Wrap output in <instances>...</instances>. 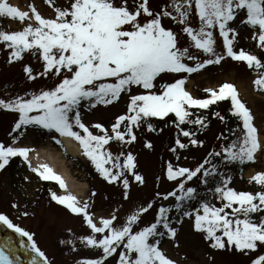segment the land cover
Segmentation results:
<instances>
[{
	"label": "snow or ice",
	"instance_id": "6c2138e0",
	"mask_svg": "<svg viewBox=\"0 0 264 264\" xmlns=\"http://www.w3.org/2000/svg\"><path fill=\"white\" fill-rule=\"evenodd\" d=\"M45 2L54 11L50 18H45L34 3H28L26 9H22L8 0H0V17L24 23L18 31L0 30V42L13 50L15 59H20L25 51L34 55L38 53L43 61V71L34 75L32 68L25 66L29 80H34L37 75L55 77L54 86L32 93L30 98L0 99V108L19 113L14 130L31 125L47 130L57 144H61L57 134L74 140L100 176L111 183L124 175V169L132 171L135 164L131 153L127 154L123 164L120 163L123 153L113 157L105 148L110 141L130 143L136 139L133 125L138 127L141 120L147 123L148 118H163L173 113L174 122L181 134L189 138L188 143L202 145L203 141L180 125L190 123L206 127L205 117L192 119L190 109H208L218 101L230 100L232 114L242 122L240 135L231 143L222 145L220 151L209 152L195 168H174L168 164L167 179L175 181L176 188L164 193L162 198L174 197L175 208L183 216L192 217L194 214V229L205 233V239L213 248L234 245L245 255L255 253L250 264H264V251H261L264 249V171L250 177V182L259 185L261 191H237L228 186L230 177H226L214 189H209L220 201L219 206L201 198L199 208L191 212L182 207L186 201L200 198L197 187L187 186L189 181L195 177L207 185L209 177L219 174V164H213L209 158H220L225 164L236 161L243 164L255 162L256 154L264 152V142L253 124V116L233 84L223 83L218 90L204 89L208 96L196 98L185 89L187 77L183 75L196 73L209 64H218L224 58L215 51L216 40L211 29L217 26L228 57L246 62L249 68L264 69V62L257 55L244 50L234 51L237 32L230 23L239 19L245 27L251 26L254 30L252 38L257 39L258 35V46L264 49V0H171L158 12L149 7V0H68L66 6H56L54 0ZM192 15L199 18L198 29L189 23ZM141 17L146 19L142 21ZM162 17H169L182 25L181 31L192 42L190 47L208 58L201 61L189 47H181L177 33L162 24ZM187 61L195 63L190 65ZM165 74H177L178 78L158 85V78L162 80ZM253 84L264 91V72L254 79ZM133 87L143 91L132 94ZM122 94L128 95L127 112L130 115L117 116L111 125V134L101 124H94L92 127L102 134H93L82 120V101L90 107L110 105L119 101ZM213 115L224 119L219 113ZM125 122L126 132H122L120 126ZM147 126L154 130L151 123ZM175 143L181 149L188 147L179 138ZM147 146L151 147L150 144ZM32 151L29 147L0 143V169L5 168L10 158L23 157L39 179L56 181L65 190L64 195L52 192V200L65 205L72 213L82 214L89 232L79 237L80 243L99 251L96 258L82 259L78 264H106L107 258L113 254L118 256L117 264H176L159 247V238L176 236L177 229L172 226L168 215L169 207L161 205L154 221L138 229H134V225H138L142 213L152 208V202L139 206L120 225L114 223L117 220L114 214L97 219L88 211V201H81L67 192L64 179L47 163L32 166L29 161ZM132 174L136 181L144 183L140 174ZM123 185L127 190V178ZM156 195L161 196L160 193ZM124 196L127 198V191ZM253 214H258L257 219H253ZM0 223L28 238L31 251L36 254L30 264H50L30 233L14 224L7 215L0 214ZM8 248L10 240L0 246V264H17L5 250Z\"/></svg>",
	"mask_w": 264,
	"mask_h": 264
},
{
	"label": "rangeland",
	"instance_id": "374dc122",
	"mask_svg": "<svg viewBox=\"0 0 264 264\" xmlns=\"http://www.w3.org/2000/svg\"><path fill=\"white\" fill-rule=\"evenodd\" d=\"M8 2L12 4V0H8ZM28 3H34L37 10L45 18L54 16L52 7L45 0H41L40 5L34 0H24L22 9H26ZM54 3L56 6H66L68 0H54ZM170 3L171 0H149V7L154 12H158ZM141 19L143 21L146 18L141 17ZM189 23L193 28H199L200 22L197 16H190ZM230 23L237 32L233 42L234 51L244 50L250 54H255L264 62V51L261 52L259 46L257 48L258 35L257 39L252 38L254 30L251 26L245 27L239 19ZM162 24L177 33L181 47H189L190 52L201 61L208 58L206 54L190 47L192 42L181 31L182 25L169 17H162ZM23 26L24 23L18 20L0 17V30L18 31ZM211 30L216 40L215 51L224 58L220 63L206 65L196 73L183 74L187 77L185 89L194 97L199 98L204 89L218 90L223 83L233 84L239 98L249 108L253 116V124L260 132L261 141L264 142V94L255 91L253 84L254 79L261 72H264V69L249 68L246 62L228 57L223 48V38L219 35L218 26ZM12 51L4 42H0V99L8 101L17 96L27 99L34 92L38 93L42 89L47 90L54 86L55 77L37 75L34 80L27 78L24 71L25 66L31 67L34 75L43 71V61L39 58L38 53L34 55L30 51H25L21 54L20 59H15L12 57ZM212 58L214 59V57ZM187 63L194 65L195 62L187 61ZM174 78H178L177 74H165L162 80L158 78L157 84L171 82ZM138 91L143 90L133 87L132 94H136ZM127 104L128 95L125 94L121 95L119 101L110 105L97 104L95 107H90L85 102L80 108L81 117L93 134H102L99 129L92 127L96 123L101 124L111 134V125L115 123L116 117L123 114L130 115L127 112ZM18 118V112L0 108V143L5 146L23 145V147L31 149L37 147L39 143H48L60 151L75 179L88 184L87 196L80 200L88 201V211L95 218L98 219L101 216L107 218L114 214L117 216L114 223L120 225L139 206H146L148 202H152V208L141 214V219L138 225H134V229L153 222L161 205L168 206L175 202L174 197H168L167 200L162 198L164 193L176 188V182L167 179L168 164H172L174 168H195L208 157L209 152L220 151L224 145L220 124L198 138V140L203 141L202 145L188 144V141L181 136L179 138L181 142L188 144L187 148L181 149L175 143V127L160 123L151 117L147 119V123H151L154 130H149L147 123L141 120L138 127L132 126V132L136 137L134 141L124 143L112 140L108 145H105L106 149L112 152L113 157L121 153L124 154L120 156L121 164H123L128 153L134 157L135 164L132 171L124 169V175L117 181L110 183L97 171L90 176L87 172L89 163L82 152L79 156L71 155L64 148L62 142L57 144L50 138L47 130L38 129L31 125L14 130ZM126 128L127 123H122L120 130L126 132ZM57 138L61 140L58 134ZM25 143L30 144L24 145ZM148 144L151 147H148ZM173 148L176 149L175 152L172 151ZM209 159L212 163L219 164L220 169L228 170L225 172L231 176L229 187L237 191L252 193L262 190L259 185L250 182V177L258 171H264V152H258L254 164L246 168L242 174L231 169L230 163L225 164L220 158L211 157ZM20 160L19 156L12 157L5 168L0 169V214L7 215L14 224L30 233L36 245L47 256L50 264H78L82 259L96 258L99 251L85 247L79 240V237L89 232L82 214L72 213L65 205L58 204L51 198L52 192L57 195H64L66 194L65 190L55 186L46 188L45 181L39 179L31 171L25 160L21 162ZM15 161L19 163L17 165L11 164ZM222 163L224 165H221ZM206 167L208 166L206 165ZM133 172L144 178L143 184L135 180ZM125 178L129 182L127 190L123 185ZM218 178L217 175L209 177V183L205 185L194 177L187 186L197 187L200 195H203V200L219 206L220 201L209 190L211 186L216 187L219 184ZM89 182H91V186ZM125 191L128 193L127 198L124 196ZM93 193L95 194L93 195ZM157 193H160L161 196L158 197ZM195 204L196 208H199V203ZM257 217L258 214H253V219H257ZM193 222L194 214L192 217L184 216L181 223L172 225L177 229L175 238L166 236V239L159 244V247L176 264H250V259L255 257V253L249 252L248 255H245L236 250L234 245H226L223 249L213 248L211 242L205 239V233L194 229ZM22 239L20 234L3 228L2 223H0V246L10 240V248L5 250L9 251L17 264H30L32 256L36 254L24 246ZM159 239L161 240V238ZM24 241L31 250L30 242L25 236ZM117 260L118 256L113 254L112 257L107 258L106 264H117Z\"/></svg>",
	"mask_w": 264,
	"mask_h": 264
},
{
	"label": "trees",
	"instance_id": "16d2710c",
	"mask_svg": "<svg viewBox=\"0 0 264 264\" xmlns=\"http://www.w3.org/2000/svg\"><path fill=\"white\" fill-rule=\"evenodd\" d=\"M260 50H261V52H262V50L264 51V49H261V48H260ZM254 88L257 92L264 93V91L258 90L255 87V85H254ZM207 96H208V93H206L205 91H202L200 93L199 98H206ZM82 102L85 103L86 101H82ZM84 103H82V104H84ZM190 111L192 113V117H191L192 119H195L197 116L205 117L206 127H203V128L199 125H194V124H190V123H185V124L180 125V128H183L184 130H187V131L194 133L196 139L200 138V136L207 134L210 130L217 127L218 124H220L222 132H223L222 138H223V144L224 145L231 143L232 141H234L236 139V137L238 135H240V129L242 127V122L240 120H238L232 114L230 100L218 101L215 104L210 105L208 109L191 108ZM213 113H219L221 116L224 117V119L223 120L219 119L217 116L213 115ZM152 118L156 119L160 123H165V125H171V126L175 127L176 128L175 139L180 138L182 136V138L189 141V138L184 137L181 134L180 129L177 128L176 122H174V121H176V118H175V115L173 113H169L168 116L163 117V118H159V117H152ZM105 148H106V146H105ZM20 159H21L20 160V162H21L23 157ZM87 160H88V158H87ZM17 163H19V162L15 161V162H12L11 164L17 165ZM88 163H89V168H88L89 170H87V172L89 173L90 176H92L93 173L96 171V169L92 165L90 160H88ZM213 164H216V163L214 162ZM253 164H254V162H247L246 161L242 164L239 161H236V162L230 163V167H231V169H235L236 172L239 171L237 173L242 174V172L246 168H248L249 166H252ZM221 165H224V163H222ZM225 171H228V170H222L219 168V174L217 175L219 177L217 180L218 183H220L223 178L231 177ZM45 184H46V188H48L52 183L47 182ZM89 184L91 186V182H89ZM214 187L215 186L213 185L210 187V189H214ZM202 197H203V195H200V198H198L195 201H186L182 207L185 210L191 212V211H193L194 208H196L195 203H199V201ZM175 203L176 202H173L172 204L165 206V207L170 208L168 215H169V218L171 220L172 225L174 223H181L183 220V217H184L182 215V213L177 211V209L175 208ZM177 220H179V222H177ZM166 236L167 235L162 237L161 241H164L166 239Z\"/></svg>",
	"mask_w": 264,
	"mask_h": 264
},
{
	"label": "bare ground",
	"instance_id": "6f19581e",
	"mask_svg": "<svg viewBox=\"0 0 264 264\" xmlns=\"http://www.w3.org/2000/svg\"><path fill=\"white\" fill-rule=\"evenodd\" d=\"M40 5L41 0H34ZM24 0H12L14 6H20L22 8V3ZM62 142L66 150L73 156H79L81 154V149L77 142L69 138H62ZM29 145L30 143H25L24 145ZM12 146H22L23 145H12ZM29 161L33 167H36L42 163H47L57 174H59L67 185V191L77 196L80 200L87 196L88 184L85 182H80L75 179L67 162L63 158L60 151L54 149L50 144L43 143L34 147L33 151L29 155Z\"/></svg>",
	"mask_w": 264,
	"mask_h": 264
}]
</instances>
